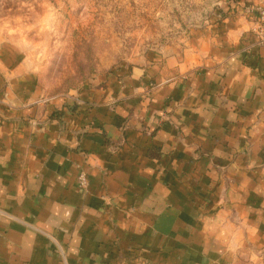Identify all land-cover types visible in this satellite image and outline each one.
Wrapping results in <instances>:
<instances>
[{
    "label": "crops",
    "instance_id": "crops-1",
    "mask_svg": "<svg viewBox=\"0 0 264 264\" xmlns=\"http://www.w3.org/2000/svg\"><path fill=\"white\" fill-rule=\"evenodd\" d=\"M257 1L76 96L0 43V264H264Z\"/></svg>",
    "mask_w": 264,
    "mask_h": 264
},
{
    "label": "rangeland",
    "instance_id": "rangeland-1",
    "mask_svg": "<svg viewBox=\"0 0 264 264\" xmlns=\"http://www.w3.org/2000/svg\"><path fill=\"white\" fill-rule=\"evenodd\" d=\"M217 0H0V43L50 97L187 45ZM12 47V48H11ZM237 264H263L241 259Z\"/></svg>",
    "mask_w": 264,
    "mask_h": 264
},
{
    "label": "built area",
    "instance_id": "built-area-1",
    "mask_svg": "<svg viewBox=\"0 0 264 264\" xmlns=\"http://www.w3.org/2000/svg\"><path fill=\"white\" fill-rule=\"evenodd\" d=\"M248 12L255 15L256 26L254 32L258 37V43L264 44V0H258L256 4L248 7ZM80 186L85 187L87 179L85 174L80 176Z\"/></svg>",
    "mask_w": 264,
    "mask_h": 264
}]
</instances>
